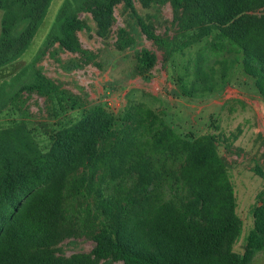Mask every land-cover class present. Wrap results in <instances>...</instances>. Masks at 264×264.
<instances>
[{
    "label": "trees",
    "instance_id": "16d2710c",
    "mask_svg": "<svg viewBox=\"0 0 264 264\" xmlns=\"http://www.w3.org/2000/svg\"><path fill=\"white\" fill-rule=\"evenodd\" d=\"M51 1L0 0L5 10L0 75L14 74L10 82L25 74L24 69L16 72V64ZM122 1L148 38L164 41L138 13L134 0H65L50 28L51 40L71 52L83 51L77 31L88 25L78 11L91 13L104 34ZM172 1L185 38L174 50L218 28L222 44L243 57L244 71L264 97V12L259 11L264 0ZM125 33L121 28L120 34ZM122 42V47L130 44L127 36ZM137 59L148 68L156 56L144 49ZM220 63L225 80L231 65L227 59ZM198 71L203 89L213 90L215 67L205 73L199 63ZM6 86L0 87V103L6 102ZM27 88L57 97L60 104L81 106L41 72ZM253 212L255 226L239 256L231 247L241 233V220L217 136L182 137L142 102L118 114L100 105L88 107L79 121L52 135L47 151L25 125L0 130V264H99L109 257L124 264H252L254 253L264 250V190ZM88 222L95 241L91 252L69 257L45 253L85 233Z\"/></svg>",
    "mask_w": 264,
    "mask_h": 264
},
{
    "label": "rangeland",
    "instance_id": "374dc122",
    "mask_svg": "<svg viewBox=\"0 0 264 264\" xmlns=\"http://www.w3.org/2000/svg\"><path fill=\"white\" fill-rule=\"evenodd\" d=\"M65 0H52L48 12L29 48L16 64V72L25 74L11 81L14 74L0 75L6 102L0 103V130L25 125L43 151L52 143V135L61 126L79 121L84 110L100 105L118 114L132 103L142 102L162 115L165 122L182 137L212 133L217 136V150L224 160L236 197V214L241 220V233L232 243V251L243 256L247 235L255 226L253 207L259 192L264 190V97L255 79L243 69V57L228 51L220 30L213 28L200 40L174 50L184 40L172 0H134L136 10L162 40L148 38L141 30L125 2L114 8L115 21L101 34L89 12L78 15L88 28L77 31L83 51L71 52L53 42L49 31L55 15ZM264 12V7L259 9ZM5 10L0 8L1 20ZM126 30L130 44L120 46ZM171 43L168 47L166 43ZM147 49L154 53L153 66L140 67L137 54ZM230 63L227 78H221L220 60ZM201 61V62H198ZM215 67V88L203 89L205 82L198 74ZM36 72L54 81L60 90L75 97L81 104L72 108L27 88ZM86 232L71 236L44 249L52 257H69L89 253L95 246L86 223ZM33 253L35 250H32ZM40 255L45 256L43 253ZM99 264H124L111 257ZM252 264H264V250L256 251Z\"/></svg>",
    "mask_w": 264,
    "mask_h": 264
}]
</instances>
